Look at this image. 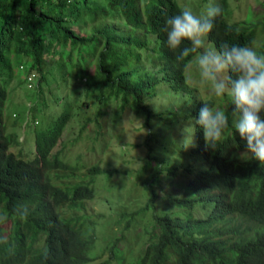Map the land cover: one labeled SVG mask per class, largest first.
<instances>
[{
  "label": "trees",
  "instance_id": "16d2710c",
  "mask_svg": "<svg viewBox=\"0 0 264 264\" xmlns=\"http://www.w3.org/2000/svg\"><path fill=\"white\" fill-rule=\"evenodd\" d=\"M215 2L223 12L205 36L214 50L228 43L264 53V0L246 3L238 16L230 0ZM184 7L185 0H0V213L8 215L0 223L8 241L0 244V264H264V164L232 127L215 150L206 148L195 125L204 101L225 110L230 126L235 106L213 92L197 97L199 85L185 75L196 54L177 62L169 49L162 28ZM17 68L26 69L18 80ZM52 80L64 84V94L48 87ZM162 85L189 93L183 114L151 104ZM120 121L143 129L132 144L145 153L130 170L147 197L115 214L111 222L124 221L121 233L110 224L99 245L94 214L103 213L81 207L98 179L120 170L101 164ZM165 123L185 131L186 162H160ZM19 125L33 142L10 150L20 143ZM66 129L74 134L64 138ZM70 174V184L56 182ZM20 204L29 209L26 219L14 214Z\"/></svg>",
  "mask_w": 264,
  "mask_h": 264
},
{
  "label": "clouds",
  "instance_id": "9594fccd",
  "mask_svg": "<svg viewBox=\"0 0 264 264\" xmlns=\"http://www.w3.org/2000/svg\"><path fill=\"white\" fill-rule=\"evenodd\" d=\"M222 12L217 3H209L199 15L184 7L179 14L166 18L162 31L169 49L176 53V61L196 54V68L202 81L211 84L217 97L227 93L235 105L231 113L235 119L230 126L225 110L214 109L204 101L195 125L203 130L206 148L215 150L225 130L232 127L246 142L247 150L264 164V118L260 115L264 111V53L251 46L228 43L222 44L220 50L206 49L203 37L213 30L214 21ZM184 41H189L190 46L181 47ZM14 214L26 219L29 209L20 204ZM7 219V213H0V223ZM7 243V238L0 236V244Z\"/></svg>",
  "mask_w": 264,
  "mask_h": 264
},
{
  "label": "rangeland",
  "instance_id": "374dc122",
  "mask_svg": "<svg viewBox=\"0 0 264 264\" xmlns=\"http://www.w3.org/2000/svg\"><path fill=\"white\" fill-rule=\"evenodd\" d=\"M183 1V0H181ZM197 1H201V4L196 5V8H194L195 3ZM216 0H196L192 2V0H185V3L188 8L192 7V10L195 9L197 11L202 12L205 7L209 3H216ZM231 5L234 9V16H238L242 13V11L245 8L246 3L250 5H255L257 3V0H230ZM205 44L204 47L206 49H213L211 46V42L209 40H206L205 37H203ZM26 74V69L24 68H17L16 70V79L22 78ZM185 75L186 80L188 83L196 85H199V88L196 91V96H203L204 94H210L209 92H212L210 87H205L201 84L204 82L202 81L199 72L196 68L195 61H190L185 69ZM55 80H52L49 82L48 87L55 90L54 92H59V94H64V92L67 89H63L65 86L64 84H57L55 83ZM68 89H71V87H68ZM49 90V89H48ZM57 90V91H56ZM206 90V91H205ZM157 95L155 98L151 101V104L155 106L156 109H166V108H174L179 111L180 114H183L184 111H186V107L188 105V102H191V97L188 95L189 93H184L182 91H175L171 87H168L166 85H162L157 89ZM225 99L231 101V97L225 93ZM49 98H53L51 94H49ZM61 103V102H60ZM235 106V105H234ZM5 121L9 122L12 119L11 115V109L10 106L5 107L4 112ZM142 120H144L143 117H139V123H142ZM136 125V124H135ZM166 127H162L160 130L158 136V145H157V153L159 156H162L161 163H176V161H184L186 162L188 151L190 148V144L186 141H183V134L184 132L179 130L178 132L175 129L170 130L167 124L165 123ZM21 128V129H20ZM16 129L19 131V144H13L10 147V150H14L17 148L18 145H23L25 147L31 146L33 140V132L29 130V128H25V130L22 129V127L19 125L16 127ZM14 128V130H16ZM11 130H13V127H11ZM24 131V133H22ZM143 133V129L140 128H134V126H130L127 123L120 121L117 125V128L115 130V134L111 138L110 145L108 148H106L103 151L102 154V166L106 169H110L111 167L114 168L116 166L119 171L114 170L111 179H105L103 176L98 179V186L95 189L94 197L91 199H86L83 203V206L81 207L82 211L84 212H92V213H103L99 216H95L97 219V232L101 238L99 245L103 242L104 238L107 236V233L110 231L111 226L115 229V235H119L121 233L123 222H116L111 219L120 211L123 210H133L136 207H138L140 204L145 202L147 197V192L143 188V182L140 180H137L135 182V172H132L130 168L136 169L137 166L140 164L137 161V159L132 160L135 155H143L145 153L144 149L139 146H133V142L136 141V138L139 134ZM74 132H71V130L66 129L64 132V138L72 136ZM119 134V135H118ZM117 135V136H116ZM28 138H26V137ZM182 137V138H181ZM91 140V141H90ZM94 140L89 139V145L93 144ZM188 146L186 147V145ZM86 145V143H85ZM59 146V145H58ZM57 146V147H58ZM74 145L73 147H76ZM75 150V149H74ZM248 153H250L248 151ZM159 161V159H157ZM151 162H154V159L151 160ZM151 163V164H152ZM129 169V171L125 170ZM57 177V175H54V178ZM73 176L70 175H63L57 183L65 184L69 182H73ZM162 178V176H160ZM136 183V184H135ZM166 188H170L169 185H166ZM117 217V216H116ZM115 217V219H116ZM111 224V226H109ZM138 226L134 223L126 230L128 232V239H131V236L134 235V230ZM125 232V233H126ZM98 248V239H96L94 247L90 250V254H92L95 250ZM94 262V260L88 261L86 264H90ZM114 262V261H113Z\"/></svg>",
  "mask_w": 264,
  "mask_h": 264
},
{
  "label": "built area",
  "instance_id": "2783aa9c",
  "mask_svg": "<svg viewBox=\"0 0 264 264\" xmlns=\"http://www.w3.org/2000/svg\"><path fill=\"white\" fill-rule=\"evenodd\" d=\"M33 73L31 74V76H29V81H31L32 79H33ZM29 85H31L30 83H29Z\"/></svg>",
  "mask_w": 264,
  "mask_h": 264
}]
</instances>
